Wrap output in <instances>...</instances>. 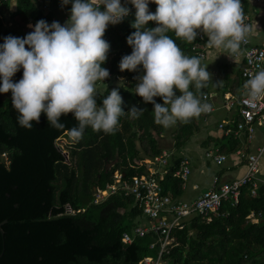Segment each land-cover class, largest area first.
Returning <instances> with one entry per match:
<instances>
[{"label": "trees", "instance_id": "1", "mask_svg": "<svg viewBox=\"0 0 264 264\" xmlns=\"http://www.w3.org/2000/svg\"><path fill=\"white\" fill-rule=\"evenodd\" d=\"M242 2L248 12L249 1ZM14 4L15 10H11ZM57 4L58 0H0V43L9 35L22 38L21 29L41 19L51 24ZM156 8V4L148 7L152 13ZM135 11L121 23L110 25L103 36L110 44L107 61L102 65L109 77L104 81L103 94L96 98L97 105L102 104L107 90L118 88L124 111L132 106L145 108L138 119L125 113L115 134L87 128L83 138L75 141L70 134L76 124L71 113L61 116L63 129L49 127L43 113L31 130L24 129L17 124L11 92L0 94V264H139L146 257L158 256L159 247L151 249L158 242L156 235H134L136 227L149 221L134 196L117 194L94 203L95 189L105 190L113 183L115 172L121 171L128 179L141 176L147 173V165L139 166L135 160L145 163L140 158L155 160L167 151L161 142L164 127L153 120V105L144 104L128 86L139 83L142 69L121 72L118 67L121 58L132 51L127 37L135 31L131 27ZM6 12L19 29L6 25ZM147 26L157 25L150 21ZM169 36L185 55L196 57L193 46L199 42L197 38L188 44L174 33ZM200 44L206 46L207 37ZM22 72L21 69L12 78L14 82L22 78ZM230 74L228 82L231 80L235 89L225 85L222 92L230 89L238 94L243 86L242 70ZM114 76L127 80V84L121 87L113 81ZM208 94L207 84L198 93L202 103ZM154 99L163 103L160 97ZM205 117L206 113H202L188 123L177 122L172 139L177 152L201 132ZM66 133L73 140L64 146L61 142ZM220 147L222 153L230 155L243 143L232 135ZM4 153L8 154L9 164L1 159ZM114 162L117 163L107 172V166ZM180 163L178 158L171 164L163 181L165 193L174 201L181 199L184 192V181L175 177ZM252 187L242 189L237 206L224 205L222 212L227 216L213 217L211 221L196 217L186 223L184 230H176L177 245L165 257L167 264H264V185L257 189V197L252 196ZM251 215L260 221L253 223ZM125 233L134 237L132 244H123Z\"/></svg>", "mask_w": 264, "mask_h": 264}, {"label": "clouds", "instance_id": "2", "mask_svg": "<svg viewBox=\"0 0 264 264\" xmlns=\"http://www.w3.org/2000/svg\"><path fill=\"white\" fill-rule=\"evenodd\" d=\"M69 3L70 15L63 25L41 19L28 25L32 31L24 38H3L0 94L11 92L17 124L24 129L39 123L42 113L49 127L63 129L61 116L71 113L76 124L70 134L75 141L83 138L87 128L115 134L125 113L138 119L145 111L136 106L124 111L118 88L107 90L100 106L96 99L103 94L98 83L105 84L109 77L102 66L110 50L104 33L109 25L121 23L129 9L121 0H61L62 6ZM128 3L136 10L131 23L135 31L127 37L132 51L118 67L121 72L142 69L134 92L144 104L153 105L154 123L169 128L208 112L210 106L201 102L198 93L211 81L209 64L185 55L169 33L188 44L203 33L209 47L221 49L228 57L239 54L251 31L244 22L241 0H124ZM149 3L157 5L155 13L149 11ZM150 21L157 26L149 28ZM21 69L22 78L14 82ZM244 89L249 103L264 97V70L249 78ZM156 97L163 103H157Z\"/></svg>", "mask_w": 264, "mask_h": 264}, {"label": "built area", "instance_id": "3", "mask_svg": "<svg viewBox=\"0 0 264 264\" xmlns=\"http://www.w3.org/2000/svg\"><path fill=\"white\" fill-rule=\"evenodd\" d=\"M151 4L155 3H149L148 7ZM70 6L71 3L62 6L61 0H58L57 8L62 14L67 15ZM241 6L244 22L251 29L247 44H243L241 47L244 59L242 70L243 86L239 98L227 96L225 101L226 105L230 108L236 105L239 107L242 121L238 122L233 130L226 129V123H221L219 128L229 135H245L247 141L251 142L258 128L264 130V97L249 103L245 95L244 84L255 73L264 70V47L253 43L251 39L253 19L249 12H245V4L242 0ZM126 7L129 9V13L135 11L134 6L130 3ZM109 27L110 25L107 27L104 36ZM197 39L199 42L193 46V51L196 57L205 60L207 57V47L200 44V42L205 41L206 36L203 33H199ZM119 79L120 77H117L116 81L113 78V81L118 83L120 82ZM203 100L210 106V110L206 112V115H212L215 111L212 96L209 94L204 95ZM235 155L240 160L246 161V174L241 179L230 183H220V179L215 177L212 189L192 201L181 199L174 201L169 194L165 193L163 181L170 172L172 162L168 154L164 152L162 156L157 157L155 160H149L152 167L141 176L128 179L121 171L115 172L113 183L108 184L105 190H97L94 203L99 204L110 196L117 194H123L125 197L134 196L144 216L149 220L146 225L136 227L134 235L143 238L147 234L152 233L158 237V242L152 244L151 249H154L155 246L159 247L157 257H146L139 264H167L165 257L177 245L174 232L176 230H184L188 221L196 217H203L211 221L213 217L227 216L222 212L224 205L237 206L241 199L242 189L248 185L253 186L252 196H258L257 189L261 185H264L260 169V159L264 155V141L254 152L248 153L244 149H239ZM207 157L211 158L218 165H222L228 161V157L221 154L219 150L208 152ZM1 159L6 164H9L7 153L2 154ZM191 174L192 169L190 162L187 160L182 161L175 171V177L184 181V187L189 181ZM249 220L256 223L253 215L249 217ZM133 240L134 237L131 234L125 233L122 242L124 245H130L133 243Z\"/></svg>", "mask_w": 264, "mask_h": 264}, {"label": "crops", "instance_id": "4", "mask_svg": "<svg viewBox=\"0 0 264 264\" xmlns=\"http://www.w3.org/2000/svg\"><path fill=\"white\" fill-rule=\"evenodd\" d=\"M121 4L122 6H127L129 3L125 5L124 0H121ZM47 5H49L48 2ZM70 9L67 15L62 14L57 9L54 21L59 22L61 25H63L70 15ZM101 9L103 10V8ZM248 12L251 14L253 19V31L251 34V39L255 45L264 47V0H249ZM206 47L207 57L202 62L204 65L209 64L206 69L211 74V81L208 83L209 95L212 96V101L215 105V111L212 115L204 118L201 124V132L198 135L202 134L203 136H206L207 141L205 140L204 143L201 142L200 144H198V147L195 143V146L191 145L187 148V152L189 154H194L192 160H190L186 155L178 154L175 148H171V146H174V142L172 139L176 129V125L171 126L169 128H164L161 141L163 146L167 150L165 151V153L168 154L169 159L170 156L174 154V162L178 158L181 159V162L187 160L190 162L191 169H194L195 167H200L202 169V172H204L206 166H210L211 163L215 164V162L207 158L206 152H215L216 150H219L221 154L226 155L222 153L220 144L222 141H224V139H228L232 135H234L226 134L224 130H221L219 128V125L221 123H226V129L233 130L235 128V125L242 120V117L239 114V107L236 105L230 108L226 105L225 101L227 96L232 98H239L241 90L238 94H234L233 91H231L230 89L225 94H223L222 91L225 85H227L229 88L231 87V80L228 82V76L231 75L230 73L232 72L236 75L239 73V71L243 70L244 67L242 50L239 52V54L228 57V53L223 52L221 49L209 47L207 44ZM231 88L233 90L235 89L234 87ZM235 137L243 143V147L241 149H244L246 152L251 153L254 152L256 148L263 143L264 130L258 128L255 137L251 142L247 141L245 135H239ZM202 148L204 150H202ZM203 151H205V159H207L206 161H204V156L202 155ZM226 156L228 157V161L226 163L222 165L215 164L218 166V168L213 173H211L214 174L212 178V185L210 186V188H205V192L212 189L213 180L215 177H218L220 179V183H230L235 180L241 179L246 174V161L240 160L235 154H230ZM140 159L145 160V163H139L137 160H135V163L137 165L142 166L146 164L148 169H151L152 165H150L148 159ZM260 169L261 177L264 179V155L260 159ZM200 189V184L191 183L188 181L186 186L183 187L184 192L183 196L181 197V200L192 201L198 198L199 196L205 193L201 192ZM185 195L189 198V200L184 199ZM255 221L256 223H258L260 219L255 218Z\"/></svg>", "mask_w": 264, "mask_h": 264}, {"label": "rangeland", "instance_id": "5", "mask_svg": "<svg viewBox=\"0 0 264 264\" xmlns=\"http://www.w3.org/2000/svg\"><path fill=\"white\" fill-rule=\"evenodd\" d=\"M11 10H15V4L12 6ZM149 11L151 12V10H149ZM5 18H6V25H8L9 27L15 28V29H19V27L11 21L10 15L7 12H6ZM31 31L32 30L29 27L27 29H21L22 38H24ZM113 78H114V80L117 81V77L114 76ZM126 81L127 80H123V84H127ZM117 84H120V82H118ZM128 86L133 91H134V89L136 87V85H133V84H128ZM98 88L103 92L105 90V88H106V85L103 84L101 86H98ZM205 140H206V136H203L202 134L194 136L191 139V141L189 142V144L187 145V147L182 149L180 152H178V154L186 155V156H188V158L190 160H192L193 157H194V154L193 153L189 154L187 152V150H188L187 148L190 147L191 145L195 146V143L197 144V147H198V144H200L201 142L204 143ZM66 141L68 143H70L68 140L62 139L61 145L65 146V144L67 143ZM171 148L174 149V146H171ZM60 150L62 151L63 149H60ZM202 150H204V149L202 148ZM206 154H207V152H206ZM202 155L204 156V161H206L207 159H205V151L202 152ZM208 159L212 160L211 158H208ZM174 160H175V155L173 154L172 156H170V161L172 163H174ZM215 164L211 163L210 166H206V169L204 170V172H202V169L200 167L199 168L195 167L194 169L192 168V174H191V176L189 178L190 179L189 182L200 184L201 185L200 191L201 192H205L206 191L205 188H210V186L212 185V178H213L214 174H211V173H213L218 168V166H217L218 164L217 165H215ZM184 199L189 200V198L186 195L184 196Z\"/></svg>", "mask_w": 264, "mask_h": 264}, {"label": "water", "instance_id": "6", "mask_svg": "<svg viewBox=\"0 0 264 264\" xmlns=\"http://www.w3.org/2000/svg\"><path fill=\"white\" fill-rule=\"evenodd\" d=\"M62 139L68 140L69 142H72V140H73V139L69 136L68 133H66V134L62 137ZM59 148L62 149L61 146H59ZM116 163H117V162L110 163V164L107 166V172H109V170H110L113 166H115ZM96 192H97V189H95L94 194H96ZM5 223H6V221H5L3 224H5ZM3 234H5V233L3 232ZM0 257H1V256H0Z\"/></svg>", "mask_w": 264, "mask_h": 264}]
</instances>
